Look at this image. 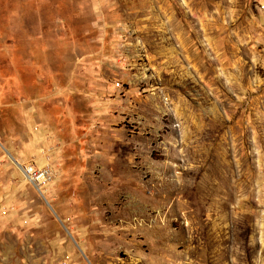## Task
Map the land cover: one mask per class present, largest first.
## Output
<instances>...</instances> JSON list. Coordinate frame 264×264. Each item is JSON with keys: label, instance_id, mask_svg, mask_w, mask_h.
Wrapping results in <instances>:
<instances>
[{"label": "rangeland", "instance_id": "1", "mask_svg": "<svg viewBox=\"0 0 264 264\" xmlns=\"http://www.w3.org/2000/svg\"><path fill=\"white\" fill-rule=\"evenodd\" d=\"M0 264H264V0H0Z\"/></svg>", "mask_w": 264, "mask_h": 264}, {"label": "built area", "instance_id": "2", "mask_svg": "<svg viewBox=\"0 0 264 264\" xmlns=\"http://www.w3.org/2000/svg\"><path fill=\"white\" fill-rule=\"evenodd\" d=\"M24 169L27 170L29 175L31 176L34 185L38 188V190L41 191L42 184L45 180H48L50 178L48 169L43 168L39 170H32L30 166H26Z\"/></svg>", "mask_w": 264, "mask_h": 264}, {"label": "bare ground", "instance_id": "3", "mask_svg": "<svg viewBox=\"0 0 264 264\" xmlns=\"http://www.w3.org/2000/svg\"><path fill=\"white\" fill-rule=\"evenodd\" d=\"M24 171H25V173L28 175V172H27V170H26V169H24ZM28 176H29V178L32 180L31 176H30V175H28Z\"/></svg>", "mask_w": 264, "mask_h": 264}]
</instances>
